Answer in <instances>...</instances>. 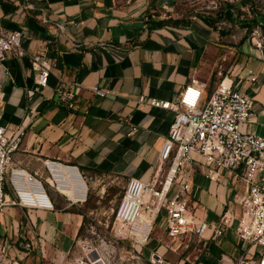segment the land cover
Instances as JSON below:
<instances>
[{
	"label": "crops",
	"instance_id": "crops-1",
	"mask_svg": "<svg viewBox=\"0 0 264 264\" xmlns=\"http://www.w3.org/2000/svg\"><path fill=\"white\" fill-rule=\"evenodd\" d=\"M184 1L0 0V27L25 29L27 52L19 57L8 51L0 65V125L20 141L13 166L41 179L53 203L52 209L6 206V225L0 227L6 239L26 234L65 259L71 253L85 223V201L72 200L49 182L46 159L76 166L100 199L112 193L119 202L130 177L158 179L159 153L173 113L140 103V96L173 99L193 80L206 83L210 94L227 77L253 97L251 128L264 133V46L244 37L233 40L224 27L189 16L180 8ZM148 15L153 17L146 25ZM35 56L51 63L45 87L37 83ZM60 87L75 93V107L60 102ZM194 179L200 217L219 224L227 209L239 212L233 202L239 185L229 174L213 181L199 166ZM6 193L14 197L10 181ZM159 227L139 245L152 261L148 264H242L251 257L249 245L238 239L235 220L218 238L195 237L179 248L164 225ZM192 240L200 247L193 248ZM21 250L15 252L17 263L26 264L22 254L29 251Z\"/></svg>",
	"mask_w": 264,
	"mask_h": 264
},
{
	"label": "built area",
	"instance_id": "built-area-1",
	"mask_svg": "<svg viewBox=\"0 0 264 264\" xmlns=\"http://www.w3.org/2000/svg\"><path fill=\"white\" fill-rule=\"evenodd\" d=\"M27 7L34 8L31 4ZM152 17H145L146 25ZM25 37V29L0 27V65L8 51H14L19 57L26 55L22 46ZM258 45L261 46V42ZM33 65L39 70L38 85L47 86L51 63L35 56ZM58 92L61 103L75 107L74 92L62 87ZM96 92L105 94L99 89ZM145 101L173 113V120L159 153L160 176L154 181L130 177L114 211L116 221L124 226L133 246L145 245L157 225H164L168 236L180 242L179 248L195 237L216 239L227 227H232L235 220L238 239L249 245L246 255L251 247H262L261 252H256L258 258L246 256L242 264H264V133H255L251 128L255 122L253 97L235 89L224 77L210 94H207L206 83L193 80L173 99L139 97L140 103ZM19 147V139L14 140L7 128L0 125V209L10 205L52 209L53 203L43 181L13 166ZM44 163L49 182L56 185L57 190L62 191L61 187L67 186L72 191V197L67 194L72 200H87L88 189L85 191L71 171L76 166L52 159ZM199 166L207 168V176L213 181L220 182L229 174L234 186L239 185L233 201L239 212L227 209L219 224L200 217L194 207V176ZM8 181L13 187V198L6 193ZM154 259L161 260L158 256Z\"/></svg>",
	"mask_w": 264,
	"mask_h": 264
},
{
	"label": "rangeland",
	"instance_id": "rangeland-1",
	"mask_svg": "<svg viewBox=\"0 0 264 264\" xmlns=\"http://www.w3.org/2000/svg\"><path fill=\"white\" fill-rule=\"evenodd\" d=\"M227 1L238 3V7H235L236 12L233 21L223 18ZM241 1L185 0L180 8H184L182 11L189 14V16L202 14L215 17L217 19L216 25L224 27L231 34L233 40L244 37L251 41H259L264 46V0H251V3L247 5L242 4ZM106 181L104 179L99 181L98 184L102 186L106 184ZM87 186H89L87 200L82 206V209L86 212L85 223L71 253L66 259L63 254L58 256L51 248L41 242L33 243V240L26 234L24 237L17 239L15 237L12 240L6 239V233L3 234L4 229H2L0 230V264H18L17 249L21 250L22 247L29 251L26 255L22 254L26 264L152 263L142 255V247L133 246L124 226L116 221L114 211L118 200H112L113 194L105 195L103 199H100L97 194L98 189L93 190L89 182ZM4 208L0 209V227L6 225L2 220L5 213ZM160 230L161 228L157 225L153 232L157 233ZM175 244L177 245V242ZM191 244H194L193 248L199 246L194 240L190 242ZM261 249L260 246L251 247L249 256L258 258L257 253L261 252Z\"/></svg>",
	"mask_w": 264,
	"mask_h": 264
},
{
	"label": "trees",
	"instance_id": "trees-1",
	"mask_svg": "<svg viewBox=\"0 0 264 264\" xmlns=\"http://www.w3.org/2000/svg\"><path fill=\"white\" fill-rule=\"evenodd\" d=\"M241 2H242V4L247 5V4L251 3V0H242ZM225 5H226V11L224 13V17L223 18H226V19H229V20L233 21L234 14L236 12L235 7H238L237 6L238 3H235V2L232 3V2L227 1L225 3ZM195 15L200 17L201 19H203L211 27H213V28L217 27V25H216L217 19L215 17H213L211 15H202V14H200V15L199 14H195ZM173 22L177 23V21H173ZM84 216L86 218L85 214H84ZM82 229H83V227H82Z\"/></svg>",
	"mask_w": 264,
	"mask_h": 264
},
{
	"label": "bare ground",
	"instance_id": "bare-ground-1",
	"mask_svg": "<svg viewBox=\"0 0 264 264\" xmlns=\"http://www.w3.org/2000/svg\"><path fill=\"white\" fill-rule=\"evenodd\" d=\"M64 169H65V168H64ZM66 169H67V168H66ZM71 171H74V174L78 177L79 181L83 184V186H84V188H85V191H87L88 186H87L86 183H84L83 181H81V179L79 178V174H78L77 170H76V169H71ZM72 173H73V172H72ZM61 189H62V191H63L64 193H67L69 196H71V197L73 196L72 191L69 189V187L64 186V187H61Z\"/></svg>",
	"mask_w": 264,
	"mask_h": 264
},
{
	"label": "water",
	"instance_id": "water-1",
	"mask_svg": "<svg viewBox=\"0 0 264 264\" xmlns=\"http://www.w3.org/2000/svg\"><path fill=\"white\" fill-rule=\"evenodd\" d=\"M75 169L78 171V173H79V176H80L81 180L84 182V180H83L82 176L80 175V172H79L78 168L76 167Z\"/></svg>",
	"mask_w": 264,
	"mask_h": 264
}]
</instances>
